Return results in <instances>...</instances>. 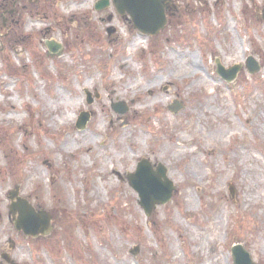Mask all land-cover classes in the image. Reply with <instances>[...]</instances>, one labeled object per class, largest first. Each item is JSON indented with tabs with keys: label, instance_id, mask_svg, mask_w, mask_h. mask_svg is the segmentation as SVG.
I'll return each instance as SVG.
<instances>
[{
	"label": "rangeland",
	"instance_id": "1",
	"mask_svg": "<svg viewBox=\"0 0 264 264\" xmlns=\"http://www.w3.org/2000/svg\"><path fill=\"white\" fill-rule=\"evenodd\" d=\"M99 1L0 0V264H264V0H171L155 36ZM143 160L175 187L150 216ZM19 199L49 236L14 228Z\"/></svg>",
	"mask_w": 264,
	"mask_h": 264
},
{
	"label": "water",
	"instance_id": "2",
	"mask_svg": "<svg viewBox=\"0 0 264 264\" xmlns=\"http://www.w3.org/2000/svg\"><path fill=\"white\" fill-rule=\"evenodd\" d=\"M168 1L170 0H113V5L120 15L131 17L136 30L148 36H155L167 25L165 10L169 4L165 5V3ZM110 5V0H101L96 4V10H104ZM46 45L53 55H60L59 45L53 42H46ZM217 67L218 74L228 82L234 81L242 69V66H235L226 70L219 61H217ZM247 68L251 74H256L261 70L260 64L253 57L248 59ZM119 105V107L123 106V104ZM115 109L123 113L120 108ZM181 109L182 106L176 103L170 110L178 112ZM88 121V114H81L77 128L84 129ZM129 182L138 192L141 199L140 204L147 216L152 214L156 205L168 203L175 190L173 183L167 177L166 169L159 165L155 172L147 160L139 163L137 173L129 177ZM10 196L12 201L15 200L18 198V191L11 192ZM10 213L13 218L19 213V219L14 218L15 227L27 236L38 237L40 234L46 236L52 231L51 216L44 211L36 213L35 209L24 199H19L17 204L11 205ZM233 254L235 264H253L252 258L242 246H236ZM4 259L10 261L7 257Z\"/></svg>",
	"mask_w": 264,
	"mask_h": 264
},
{
	"label": "bare ground",
	"instance_id": "3",
	"mask_svg": "<svg viewBox=\"0 0 264 264\" xmlns=\"http://www.w3.org/2000/svg\"><path fill=\"white\" fill-rule=\"evenodd\" d=\"M110 83H112V79H111V81H110ZM133 104H134V106L135 105H139V104H145L147 101L146 100H143L142 98H140V97H137V98H134V100H133ZM159 103H161V101L159 102ZM253 173H254V170L253 169H250V170H246L245 171V177L247 178L248 176L250 177V179H252L253 178ZM250 194V195H249ZM249 194L247 195V199H251V195H252V192L251 191H249ZM208 264V263H207Z\"/></svg>",
	"mask_w": 264,
	"mask_h": 264
},
{
	"label": "trees",
	"instance_id": "4",
	"mask_svg": "<svg viewBox=\"0 0 264 264\" xmlns=\"http://www.w3.org/2000/svg\"><path fill=\"white\" fill-rule=\"evenodd\" d=\"M2 26H3V24H2Z\"/></svg>",
	"mask_w": 264,
	"mask_h": 264
}]
</instances>
